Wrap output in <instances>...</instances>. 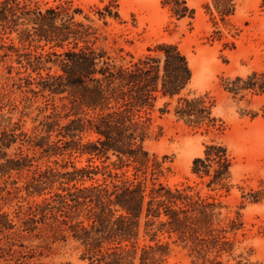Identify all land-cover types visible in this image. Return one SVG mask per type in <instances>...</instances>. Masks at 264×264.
<instances>
[{"label":"rangeland","instance_id":"1","mask_svg":"<svg viewBox=\"0 0 264 264\" xmlns=\"http://www.w3.org/2000/svg\"><path fill=\"white\" fill-rule=\"evenodd\" d=\"M15 1L18 16L28 10L46 14L49 9L70 8L69 17L57 19L58 30L69 25L89 30L91 35L80 47L106 52L118 67L154 54L160 44H174L185 55L193 79L180 96L161 97L149 110L147 169L138 171L134 164L118 168L122 164L114 155L90 161L76 153L43 154L29 142L48 135L44 126L48 117L66 124L74 113L63 96L43 92L37 85L40 72L46 76L58 68L50 63L51 70L34 72L28 60L52 50L62 52L74 43L65 42L61 48L34 38L23 40L24 32L35 33V25L25 18L13 29L0 28V147L4 132L15 136L14 143L3 149L8 157L0 155V264H140L142 248L158 240L171 244L162 264H264V0ZM182 98L204 102L210 118L182 117L178 113ZM88 139L95 137L86 135ZM51 141H57L56 133ZM215 144L225 147L232 159L225 188L211 186L212 177L193 172L194 161L205 159L207 147ZM20 154L35 158L31 170L65 173L93 166L98 174L93 180L69 184L59 178L43 195L31 194L26 188L31 180L28 170L3 171L6 160ZM126 179L144 181L148 187L156 183L186 189L204 213L196 215L201 219L200 238L212 239V230L218 244L206 257H199L177 236L161 234L152 241L145 235L143 218L136 256L104 257L88 251L70 224H60L63 219L70 222L67 213L37 210L45 200L53 201L56 193L65 194L63 188ZM78 221L89 224L85 212L71 224ZM115 247L106 243L103 252Z\"/></svg>","mask_w":264,"mask_h":264},{"label":"trees","instance_id":"2","mask_svg":"<svg viewBox=\"0 0 264 264\" xmlns=\"http://www.w3.org/2000/svg\"><path fill=\"white\" fill-rule=\"evenodd\" d=\"M15 2H0L2 30L19 26V21L25 18L35 25V33L24 32L23 40L34 38L32 41H44L61 48H64L65 42L74 43L72 48L62 52L52 50L30 55L34 61L29 57L28 66L34 72L51 70V67H47L50 63L58 68L57 72L46 76L40 72L37 85L43 92L63 96L62 99L69 101L71 112L74 113V118L66 124L52 116L48 117L44 125L48 135L37 141L31 140L29 145L34 150H42L43 154L76 153L88 156L90 161L95 158L108 160L114 155L122 164L118 168L134 164L138 171L147 169L149 153L145 143L150 131L149 110L161 97L180 96L193 79L185 55L176 45L163 43L153 50L154 54L132 62L130 66L118 67L106 52L87 45L80 47V43L87 42L91 35L89 30H76L70 25L65 27L67 30H58L57 19L69 17L70 8L61 6L47 10L46 14L28 10L18 16L20 7ZM28 80L32 85L33 82ZM180 103L178 113L182 117L195 116L200 121L210 118L204 102L182 98ZM54 133L57 141L52 142L51 136ZM86 135L94 136L95 139L85 141ZM13 139V134L3 133L0 155L3 154L4 158L8 155L3 149L9 148L14 143ZM205 154V159L197 158L194 161L193 172L200 177H212L211 186L225 188L232 167L227 149L216 144L210 145ZM34 160V157L20 154L17 158L7 159L2 166L6 174L28 170L31 180L26 188L31 194L43 195L47 186L56 183L59 178L66 179L62 184H69L93 180L98 174V169L93 166L74 167L72 172L65 173L56 172L53 168L31 170ZM63 191L65 194L56 193L53 201L45 200L44 207H37V210L45 212L55 208L67 213L70 222L63 219L60 224H70L75 237L85 244L88 251L98 252L104 257L120 256L117 259H122L123 254L136 256V240L140 235L143 218L146 219L145 235L151 237L152 241L161 234L171 239L177 236L199 257H206L213 244L219 242V237L212 230L209 233L212 239L200 238L201 219L196 215L200 213L202 216L204 213L198 211V202L194 201L186 189H172L156 183L148 187L144 181L126 179L110 184L105 181L84 187L75 185L72 189L63 188ZM82 212H85L88 226L83 221L71 224ZM117 213H120L118 217ZM163 217L165 219L161 220ZM106 243L117 244V247L103 252ZM127 243L131 244L132 250L127 249ZM170 245L161 240L155 245H145L140 255V264H162L169 256Z\"/></svg>","mask_w":264,"mask_h":264}]
</instances>
